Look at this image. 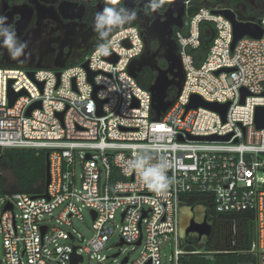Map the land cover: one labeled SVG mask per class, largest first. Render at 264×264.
Listing matches in <instances>:
<instances>
[{"label": "built area", "instance_id": "obj_1", "mask_svg": "<svg viewBox=\"0 0 264 264\" xmlns=\"http://www.w3.org/2000/svg\"><path fill=\"white\" fill-rule=\"evenodd\" d=\"M183 5L198 10L184 32L174 33L183 79L161 118L152 108L151 92L129 69L144 50L136 25L113 31L68 62L74 65L62 64L64 69L0 66V149L44 150L49 161L43 193L0 195V264H70L72 254L81 257L76 264L85 255L99 264L106 258L99 252L116 230V246H142L134 259L126 254L123 264H162L166 244L173 247L169 264H179L182 255L204 252L185 248L180 230L185 198L201 194L213 197L217 212L254 214L252 258L240 264H264V128L255 125V110L264 106V14L254 18L262 36H244L231 50V22L211 12L221 7L191 0ZM203 22H211L215 34L196 65L189 50L200 46ZM109 54L115 62L105 59ZM85 61L96 72L92 82ZM9 91L20 93L11 105ZM242 91L248 94L241 103ZM193 94L210 103L228 102L224 120L206 107L186 110ZM95 98L102 101L101 114ZM38 101L39 107L26 114ZM227 135L226 140L189 138ZM145 145L153 162L165 160L173 178L162 193L146 187L130 167ZM84 208L93 229L88 239L63 227L71 226L73 217L83 219Z\"/></svg>", "mask_w": 264, "mask_h": 264}, {"label": "flooded vegetation", "instance_id": "obj_2", "mask_svg": "<svg viewBox=\"0 0 264 264\" xmlns=\"http://www.w3.org/2000/svg\"><path fill=\"white\" fill-rule=\"evenodd\" d=\"M191 1L206 7L230 8L239 17L255 18L264 14V0ZM171 2L172 0L169 1L166 10L157 9L154 12L164 13L170 8ZM183 2L184 0L171 26L173 36L169 41L175 49L177 48L173 38L174 33L177 29L185 28L188 21ZM130 4L131 0H0V14L7 16V23L14 25L20 40L28 41L26 49L28 55L15 60L16 64L56 66V64L62 65L74 61L98 43L99 38L92 28L93 18L97 11L105 5L133 8L129 6ZM134 9H139L144 14L145 11L149 12L146 6H138ZM136 23L144 38V50L137 62L139 65L143 64L155 50L154 46L158 45L159 37L153 32H146L141 27L143 23L140 20ZM1 52H5L8 58L13 60L6 50L0 49ZM147 63H150L148 59ZM186 211L189 217L186 223L181 225L184 239L192 242L200 239L199 242H206L211 233L209 237H199L193 232H189L186 236L184 234L188 228L196 227L204 218L207 221L205 208L200 205H183L180 209V224Z\"/></svg>", "mask_w": 264, "mask_h": 264}, {"label": "trees", "instance_id": "obj_3", "mask_svg": "<svg viewBox=\"0 0 264 264\" xmlns=\"http://www.w3.org/2000/svg\"><path fill=\"white\" fill-rule=\"evenodd\" d=\"M170 0H163L161 9L166 10ZM151 10L149 6L146 7ZM152 11V10H151ZM128 25H137L136 21L115 28L113 31ZM185 31L183 29H177ZM112 31V32H113ZM201 42L195 50H189L194 57L195 64H199L205 57L215 34L211 22H203L200 27ZM99 43L102 40L99 39ZM154 49L156 47L154 46ZM1 57V56H0ZM155 62H157L155 64ZM153 65H144L136 71V80L145 89H150L155 82L157 68L166 66L163 58H158ZM0 63H3L0 60ZM151 63V62H150ZM157 65V66H156ZM167 100L172 103L175 88L166 89ZM166 110L156 115L161 118ZM46 155L44 150L30 148H1L0 149V195L13 192H27L41 194L45 191ZM186 205H200L205 208L207 222L211 225L210 238L201 243L204 252L199 254H185L179 258V264H240L252 258L249 249L254 237V214L251 211H237L232 213L217 212L211 196L189 195L185 198ZM194 243L183 239V246L188 250L195 249ZM197 249V248H196Z\"/></svg>", "mask_w": 264, "mask_h": 264}, {"label": "rangeland", "instance_id": "obj_4", "mask_svg": "<svg viewBox=\"0 0 264 264\" xmlns=\"http://www.w3.org/2000/svg\"><path fill=\"white\" fill-rule=\"evenodd\" d=\"M182 0H172L170 8L162 14L155 13L153 10L146 12L145 14L142 13L139 9H134L138 6H148L146 2L141 4H136L135 0H131V4L129 6L133 7V9L137 12V18L135 19L136 22L139 20L143 23L141 27L146 32H153L158 37V45L156 49L151 52L150 56L147 58L148 62H151L150 65L155 66L157 62H155L158 58H163L166 61V66L163 68H157V74L155 78L154 85H156V94H161L163 97L159 99L157 96L156 101L154 104V111L155 114L163 113L167 107L171 105V102L167 100V92L166 89L168 87L175 88V94L177 93L181 83H182V71L179 67V57L175 47L169 41L173 34L171 31V26L174 22L175 16L179 12L181 8ZM147 59L145 62H147ZM0 60L3 63H0L1 67H17V68H28V69H38L44 66H37L33 64H16V63H7L1 57ZM138 60V59H137ZM155 62V64H154ZM67 65H74L73 63H68ZM157 66V65H156ZM66 67L62 66L60 69H64ZM142 67V64L137 65V62L131 66V71L135 73ZM57 68V67H54ZM80 167L77 166V172L79 173ZM198 210V209H197ZM58 211H54L53 215L55 216ZM198 212V211H197ZM83 219H78L76 217L72 218V225L71 226H63L67 231H73L74 234L77 236H83L85 239H88L93 234L92 229V222L91 217L87 209H83L82 211ZM199 215V214H198ZM189 217L188 211L185 212L184 217L181 219L180 230L182 226L186 223ZM116 222L120 224V220L116 215ZM182 225V226H181ZM119 238V234L116 232L110 237L108 243L105 245L102 251L99 252L100 255L105 256V260L99 264H119L123 257L128 254L130 259H134L139 255L142 251V246L134 247V245H122L116 246V242ZM194 247L204 251V245L201 244H194ZM172 246L168 244L165 247H162L161 254H162V264H169L168 257L170 254V250ZM118 253L116 256L114 254ZM79 264H98L96 258H89L87 255L84 256V259Z\"/></svg>", "mask_w": 264, "mask_h": 264}, {"label": "clouds", "instance_id": "obj_5", "mask_svg": "<svg viewBox=\"0 0 264 264\" xmlns=\"http://www.w3.org/2000/svg\"><path fill=\"white\" fill-rule=\"evenodd\" d=\"M144 2L148 4L151 10L156 11L161 8L163 0H135L136 4ZM136 18L137 12L133 8L105 5L95 13L92 28L97 37L103 41L109 38L115 28L129 24ZM7 20V16L0 14V49L6 50L13 60H19L21 57L28 55L26 52L28 41L20 40L17 37L14 25L7 23ZM141 35L143 38L142 33ZM100 48L104 54H107L106 45L102 44ZM130 167L138 172L145 186L153 191L162 193L173 182V178L167 174L165 160L160 158L153 162V157L147 145L144 146V151L135 155Z\"/></svg>", "mask_w": 264, "mask_h": 264}, {"label": "water", "instance_id": "obj_6", "mask_svg": "<svg viewBox=\"0 0 264 264\" xmlns=\"http://www.w3.org/2000/svg\"><path fill=\"white\" fill-rule=\"evenodd\" d=\"M185 8V7H184ZM186 9V15L188 17L192 16L197 10H198V6L197 5H190L188 6ZM213 14H220L224 17H226L232 24V30H233V38H232V42H231V50H233L236 42L241 39L244 36H248L250 38H254V39H258L262 36L263 33V29L262 27L256 23L254 21V18L252 17H239L235 12H233L230 8H219V9H212L211 11ZM144 39V38H143ZM124 44L126 45L127 43L124 42ZM2 54H0L1 58L6 61L7 63H16L15 60H10L8 58V56L6 55L5 52H1ZM23 59V58H22ZM106 60L115 62L116 61V56L113 54H109L107 56H105ZM24 61V60H22ZM135 62H138V60H134ZM134 61H132V63L130 64L129 69H131L132 64L134 63ZM88 62L85 61L82 65L83 67L87 70V78L89 80V82H92L93 76L96 74V72L91 71L88 69ZM24 64V63H22ZM26 64V63H25ZM143 65H150V63L148 64L147 62L145 63V61L143 62ZM56 67H62V65H58L56 64ZM179 67L181 69V66L179 64ZM224 71H229V68H225L223 69ZM182 71V70H181ZM216 73H218V71H216ZM29 74L32 76V72H29ZM182 76H183V72H182ZM40 86H42V83H40ZM181 86V85H180ZM158 88H156V85H152L151 88L149 89V91L151 92V101H152V108L154 109V102L156 101L157 96L159 97V99H161L163 97V95L161 94H156V90ZM180 90V87L177 91V93L175 94V97L178 95ZM96 91V86H94V90H93V94ZM20 93H13L11 91H9V99H10V105L13 103V101L15 100V98L19 95ZM248 93L246 91H242L241 92V103L243 102L244 97L247 95ZM157 95V96H156ZM96 104L98 107V111L97 114H101V105H102V101L96 99ZM228 102L227 103H210V102H206L203 99H201L198 95L193 94L190 97L189 103L186 105V110L190 109V108H196V107H206L208 109L214 110L219 112L222 115V118L224 120V116H225V112L227 110L228 107ZM40 102H35L33 103L28 109L26 114H29V112L34 108V107H39ZM255 125L257 128H264V106H258L255 110ZM230 135L227 136H222V137H217V136H206V137H196V136H189L190 139H195V140H226L229 138ZM180 139V138H179ZM88 157V155H87ZM45 171H46V179H45V185L47 186L49 183V161H48V154L46 153V165H45ZM10 207V206H9ZM42 230H44V227L42 228ZM212 227L211 225L206 221V218L203 219L202 222H200L199 224H197L196 227H190L188 228L184 234L185 236L189 233V232H193L196 233L199 237H209L210 233H211ZM200 239L197 240L196 243L199 242ZM140 239L137 241L139 243ZM122 243V242H121ZM118 253L114 254L115 256ZM78 260H81V257L75 254H72L71 256V260H70V264H76V262ZM126 261V257L123 258L121 264H123Z\"/></svg>", "mask_w": 264, "mask_h": 264}, {"label": "crops", "instance_id": "obj_7", "mask_svg": "<svg viewBox=\"0 0 264 264\" xmlns=\"http://www.w3.org/2000/svg\"><path fill=\"white\" fill-rule=\"evenodd\" d=\"M184 217V216H183Z\"/></svg>", "mask_w": 264, "mask_h": 264}]
</instances>
